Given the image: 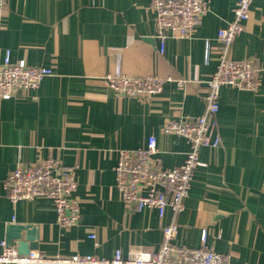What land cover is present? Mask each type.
Returning a JSON list of instances; mask_svg holds the SVG:
<instances>
[{"label":"crops","instance_id":"0c3cea01","mask_svg":"<svg viewBox=\"0 0 264 264\" xmlns=\"http://www.w3.org/2000/svg\"><path fill=\"white\" fill-rule=\"evenodd\" d=\"M150 0H5L0 61L48 67L54 75L39 89L0 101V241L11 225L36 229L46 255L112 258L120 250L157 251L162 228L153 209L128 212L115 188L118 149L146 147L157 138L167 169L184 163L189 145L161 133L166 121L204 112L207 81L216 71L218 32L233 19L235 0H211L210 11L190 39H168L164 53L155 38ZM230 59L264 66V0H254L245 31ZM155 75L166 79L152 99L117 95L106 77ZM257 91L225 86L217 114L222 144L201 150L184 210L177 216L175 244L207 245L232 264H264V75ZM179 80L187 81L179 87ZM53 157L76 167L78 225L61 228L52 201L13 204L4 182L17 165ZM94 236V238H92ZM16 241L12 247H16Z\"/></svg>","mask_w":264,"mask_h":264},{"label":"built area","instance_id":"2783aa9c","mask_svg":"<svg viewBox=\"0 0 264 264\" xmlns=\"http://www.w3.org/2000/svg\"><path fill=\"white\" fill-rule=\"evenodd\" d=\"M254 0H235L233 19L219 30L221 44L216 71L207 81L204 112L197 117L173 119L163 123L161 133L184 138L188 145L184 163L167 169L158 156L157 138H149L146 147L118 149L114 167L115 188L125 209L145 211L153 209L160 219L170 210L172 221L162 228V242L157 251L131 249L127 257L120 250L110 259L94 255H46L31 251L19 254L16 247L0 241V264H232L228 255L217 253L208 247L207 232L202 234V247L184 248L175 244L178 235L177 216L185 208L196 170L204 163L201 150L219 148L222 144L218 130L217 114L220 109V91L225 86L244 91H257L264 66L252 59H230L229 51L246 29ZM211 0H150L149 9L155 15V38L164 53L168 39H190L210 11ZM6 12L5 0H0V30ZM54 75L48 67L30 66L27 61L12 62L11 52L6 51L0 61V101L14 99L28 91L39 89L42 82ZM166 79L155 75L133 77L113 75L106 77L108 87L117 95L135 99H152L160 95ZM183 87L187 81H177ZM4 187L7 198L19 201L48 199L52 201L57 223L63 229L79 224L81 201L75 195L78 187L76 167L65 166L53 157L41 159L30 165H17L7 176ZM94 238V236H92Z\"/></svg>","mask_w":264,"mask_h":264},{"label":"water","instance_id":"95a60500","mask_svg":"<svg viewBox=\"0 0 264 264\" xmlns=\"http://www.w3.org/2000/svg\"><path fill=\"white\" fill-rule=\"evenodd\" d=\"M36 229L31 225H11L7 229L6 243L9 247L16 241V248L21 255H28L33 250H38L35 238Z\"/></svg>","mask_w":264,"mask_h":264}]
</instances>
